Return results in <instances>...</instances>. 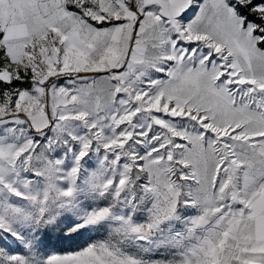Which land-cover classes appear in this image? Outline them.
Instances as JSON below:
<instances>
[{
  "label": "snow or ice",
  "instance_id": "obj_1",
  "mask_svg": "<svg viewBox=\"0 0 264 264\" xmlns=\"http://www.w3.org/2000/svg\"><path fill=\"white\" fill-rule=\"evenodd\" d=\"M0 264H264V0H0Z\"/></svg>",
  "mask_w": 264,
  "mask_h": 264
}]
</instances>
